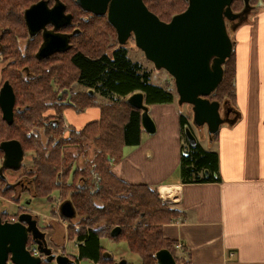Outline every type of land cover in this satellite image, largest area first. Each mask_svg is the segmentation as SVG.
<instances>
[{
    "label": "trees",
    "instance_id": "16d2710c",
    "mask_svg": "<svg viewBox=\"0 0 264 264\" xmlns=\"http://www.w3.org/2000/svg\"><path fill=\"white\" fill-rule=\"evenodd\" d=\"M34 1L37 0H0V21L6 24L13 18L15 25L19 21L23 26V9ZM64 1L75 5L79 20L88 19L80 17L88 11L75 0ZM187 1L144 0L148 8L165 21L184 11ZM232 1L234 14L242 12L246 6L252 11L260 3L253 5L252 0ZM98 17L104 16L94 15L88 21H82L79 35L73 38L74 44L65 53L59 52L48 60L34 55L39 39L38 35H32L31 56L26 61L31 76L26 79L16 77V83L23 85L16 92V102L23 109L15 114V136L25 143V148L32 150L30 167L36 193L46 197V200L57 192L61 197L71 199L77 212L78 228L69 227L68 232L69 239L81 242L79 259L90 260L94 264H111L112 253L101 243L103 237H109L111 240L124 239L129 251L139 256V264H157V251L169 249L172 254L177 251L175 242L164 236L162 227L185 218L186 214L180 208L166 204L151 186L131 184L117 177L113 166L122 159L124 147L141 144V135L145 130L141 123L142 110L132 106L128 96L141 91L146 105L172 103L177 90L175 82H153L151 72L144 70L140 62L129 58L123 45L115 47L111 53L104 51L105 32H114L116 36L117 32L106 18H103L104 23L100 22L102 25H97L93 19ZM239 19L231 22L237 25ZM235 25L236 28L242 26ZM232 41L233 52L222 66V81L210 95L220 103L225 99L231 112L233 108L230 105L236 98L235 40L232 38ZM65 54L68 56H63ZM65 61L68 68L63 63ZM68 71L75 73L74 78L79 84L93 90V94L79 89L74 97L68 96L67 100H71L68 105H56L42 86L54 78L62 84L69 81ZM66 106L72 107L76 113H82L88 107H98L100 117L78 128L67 121L63 113ZM48 108H56L59 113L54 124H48V119L43 118L42 113ZM187 120L185 116H180L182 139L186 138ZM86 140L93 143L92 155H88ZM185 141L179 160L181 181L188 184L220 182L218 153L205 149L199 141L195 145L187 139ZM116 226L120 227V231L114 236L112 229ZM181 248L179 258L187 262L183 264H197L190 260L185 247ZM153 260L156 262L153 263Z\"/></svg>",
    "mask_w": 264,
    "mask_h": 264
},
{
    "label": "crops",
    "instance_id": "0c3cea01",
    "mask_svg": "<svg viewBox=\"0 0 264 264\" xmlns=\"http://www.w3.org/2000/svg\"><path fill=\"white\" fill-rule=\"evenodd\" d=\"M253 13L233 37L236 98L230 119L236 121L223 123L216 137L203 138L211 144L204 148L219 155L222 180L181 181L184 139L173 103L148 105L156 124L154 135H143L144 130L141 144L124 147L122 159L113 166L117 177L151 186L185 212V218L162 228L164 236L175 247H185L197 264H264V7ZM99 110H69L67 118L81 128L98 119ZM176 249L179 254L183 248Z\"/></svg>",
    "mask_w": 264,
    "mask_h": 264
},
{
    "label": "water",
    "instance_id": "95a60500",
    "mask_svg": "<svg viewBox=\"0 0 264 264\" xmlns=\"http://www.w3.org/2000/svg\"><path fill=\"white\" fill-rule=\"evenodd\" d=\"M80 7L97 15H107L109 22L117 32L119 44H126L134 33L135 44L144 52V57L150 60L157 70H166L173 78L177 90L179 104H190L197 127L205 126L209 136L216 134L220 126L230 119L231 108L227 102L222 104L209 97L217 88L224 76L223 65L231 57L234 41L229 34L227 20L245 16L248 18V6L239 13L232 11V0H188L187 8L172 16L170 21H164L151 11L144 0H76ZM64 5L56 3L52 9L47 8V1L41 0L25 11L26 22L31 35L38 33L48 22L59 27L60 20L65 17ZM236 26V25H235ZM45 42L38 52L39 58L48 57L55 51L67 49L68 40L65 36L44 33ZM12 87L6 83L2 87L0 105L4 118L9 123L13 121V106L15 94ZM92 92V91H91ZM141 91L129 95L128 102L142 110L141 123L148 133L156 131L148 105ZM221 106L224 108L222 115ZM190 144L197 143V137L191 128L186 134ZM0 148L5 150L4 167L17 168L22 160V147L19 141H4ZM59 212L63 219L72 220L77 212L72 201L64 200L59 204ZM5 213V212H3ZM38 216L22 213L15 222L2 219L0 213V264H6L7 259L14 264H41L40 256H34L27 249L29 234L37 243L39 250L47 258L46 262L56 260L57 264H75L68 255H56L46 246L44 234L37 227ZM120 227L112 229V235L119 233ZM157 264H177L174 254L169 249H161L155 253ZM118 264H128L123 258Z\"/></svg>",
    "mask_w": 264,
    "mask_h": 264
},
{
    "label": "flooded vegetation",
    "instance_id": "af4514ba",
    "mask_svg": "<svg viewBox=\"0 0 264 264\" xmlns=\"http://www.w3.org/2000/svg\"><path fill=\"white\" fill-rule=\"evenodd\" d=\"M39 1L41 0L34 1L33 3H31L30 5H28L27 7L23 9V20H24L23 26H22V23H20L19 21H17V25H15V23H13V18H10V20L6 22V24L3 23V21H0V95L2 91L1 88L4 87L6 83H8L12 87L11 89L13 90L15 94V100H14V106H13L14 114H13L12 123H9L8 120L4 118V115H3L4 112L0 105V144L4 141H11V140L19 141L22 147V151H23L20 166H18L17 168H13V167L3 168L4 159H5V155H4L5 150L0 148V193L3 192L2 197H5V196L7 197V195H9L10 198L8 199L11 203L17 204L18 207H21V205H24L23 208L27 209L26 211H22L21 213H19V209H18V212L14 210L16 213L14 214L12 213V215L15 216V219L14 221H9V222L17 221V219H19V216L22 213H30L32 215L38 216L36 218L37 220L36 224L39 229V232L44 234L46 246L52 247V245L50 244L53 241V236L49 232H47L48 230L46 228L40 225V220H39L41 216L40 212L36 211L35 208L33 209L32 207H30L32 205V202L35 201L36 199L46 200V197H41L40 195H38V193H36L35 180H34L35 178H34L32 168L30 167L32 159L29 157L28 150L25 148V143H23L19 137L15 136V128H14L15 127L14 122L16 120L15 114L18 112H21L23 109V107L19 103L17 104L16 102L17 100L16 92L18 89L23 87V85L16 83L17 82L16 77L21 76L22 79H26V77L30 78L31 76L30 75L31 72L27 64L28 62L26 61L29 60V57L31 56L30 47H32V42H31L32 35L30 32L29 25L26 22L25 11L27 10V8H30L33 4ZM46 1H47V8H50V9H52V7L55 6L56 3H62L65 8L64 9L65 15L71 16V17L68 21H67L68 18L66 17L60 20L61 25L59 27H55L54 23L48 22L44 25L42 29L38 31V33L33 34V36L38 35L37 37L40 40L39 45L37 47L38 49L36 50V53L34 52V55H36V57H38L37 54L39 52V49L45 42L44 33H53V34H59L63 37L65 36V38H67L68 40L67 49H69L70 45L74 44L73 38L79 35L78 33L79 28H80L79 25L82 23V21H88L90 17L97 15V14H94L88 11V13H85L84 15L80 16L82 18H88V19L79 20L78 14L76 12L77 9L75 5H73L72 3H68V2L66 3L64 0H46ZM75 2L77 3L76 0ZM101 16H104V18L106 19L108 18L106 14L101 15ZM229 22L231 23V21ZM15 26L17 27L16 31H15ZM131 37H134V33L131 34V36L128 38V41ZM64 51H55L52 54H50L48 57H44L42 59L48 60L50 58L56 57V55H58L59 52L65 53ZM49 81H50L49 83L44 84L42 87L49 93V96L53 98L52 99L54 101L53 103H55L56 105H59L62 103H66L68 105L69 101H71V100H67L69 98L68 96L70 95L71 97H74L78 91V90H75L74 88L81 87L80 90L82 92L89 91L90 93H92L91 92L92 90H89L88 88L86 89L85 86L79 84L76 78L74 79V81L69 80L63 84L56 82L55 78L54 80L51 79ZM69 110H73V108L70 106H66L64 108L63 113L65 114L66 118H67V111ZM42 114H43V118L48 119V122H47L48 124L49 123L54 124L53 123L54 120H57L58 119L57 117L59 116L58 115L59 113H57L56 108H48L47 111H44ZM67 121L72 125V123L68 120V118H67ZM44 138H46V136ZM91 145H93L92 142H90L89 140L85 141V147L87 149L88 155H91L90 151L93 150V146ZM56 198L57 199L61 198V195L58 194V192L52 194V196L50 197L51 202L53 199H56ZM64 200H70L71 202V199H69V197L66 196L58 200V203L61 204ZM47 202H50V201L47 200ZM59 204H58V207L55 209H56V213H58L59 215L60 221L61 222L62 221H65V222L75 221L76 219L75 217L72 220H67V219L62 218L59 212ZM1 215H2V219L7 221L6 220L8 219L7 215L5 213H1ZM30 235L31 233L29 234V239H30ZM79 243L81 242L76 241L75 243V245L78 246V250H79ZM28 245L37 246V243L33 240V243L31 244L29 243V240H28L26 246ZM52 252L55 253L56 255L65 254L62 251L60 252L52 251ZM110 255L109 257H111ZM45 257L47 258V256H44L43 258ZM43 258H41L42 261H44ZM69 258L73 259L75 264H81L82 261H85V260L79 259L77 256H74L73 258L69 256ZM85 262L86 264H94L90 260H87ZM119 262H117L116 264H118ZM47 263H57V262L56 260H53L52 262H47ZM128 263L130 262L128 261Z\"/></svg>",
    "mask_w": 264,
    "mask_h": 264
},
{
    "label": "rangeland",
    "instance_id": "374dc122",
    "mask_svg": "<svg viewBox=\"0 0 264 264\" xmlns=\"http://www.w3.org/2000/svg\"><path fill=\"white\" fill-rule=\"evenodd\" d=\"M258 2H260V3H258ZM262 2L264 3V1H262V0H252L251 4L256 5V3H258L259 6L257 8H256V6H254V9L253 10L251 9L252 11H250L248 13L249 14L248 18L245 20V18H244L245 16H242L236 24L237 25L242 24V26H244V25H246V22L252 20L253 19L252 14H254L253 12H255V10H256V12L263 10L264 6H263ZM103 18L98 17V18H94L93 20L96 21L97 25H102V24H100V22H102V23L105 22V20ZM234 25L235 24L233 22L230 23L229 21H227L226 27L228 28V31H229L231 38L236 36V31L238 29V28L234 27ZM248 25H249V23H248ZM103 39L105 42V44L103 45L104 46L103 49H104V51L106 50L108 53H111L115 47L121 46L120 44H118L117 36H116V33H114V32H105V36L103 37ZM39 42H40V40H39ZM39 42L37 43V46L39 45ZM123 46L127 49L128 55L130 56L129 58H131L134 61L140 62L143 65L144 70H149L151 72L153 82H158L160 84H162V83L174 84V82H173L174 78L166 70H164V69L157 70V68H155L154 64L150 60H148L146 57H144L145 54L135 44L134 37H131L129 39V41L126 42V44H123ZM63 56H68V55L65 54ZM63 63L65 64V67L68 68V66H67L68 62L65 61ZM67 73H69V75H70L69 80L74 81L75 73H71V71H68ZM74 89L79 90V89H81V87L74 88ZM92 94H93V90H92ZM174 96H175V101L172 103L175 106V109L178 111V120H176V121L178 122V126L180 128V134H182L181 133L182 130H181V124H180L179 120H180V116L183 115L188 119L187 121H189L188 126H186V128H185V134H186L187 127L191 128V130L193 131V134L196 135L199 143L205 148H210L209 147V146H211L210 142L207 141V139H203L205 135L209 136V134H207L208 131H207L206 125L198 128L196 126L195 122L193 121L194 120V114H193V110L191 108L192 106L190 104H187V103H186V105L185 104H179L177 92H175ZM209 98L211 100H213V98H211V97H209ZM224 101H225V99L221 101L222 106H223ZM221 112L223 115V112H224L223 107L221 108ZM143 135L147 136V135H154V134H152V133L149 134L147 132H144ZM186 139H187V136L184 139L185 144H186V141H185ZM91 146H93V145H91ZM27 150H28L29 157L32 159V157H33L32 150H30V149H27ZM91 155H92V152H91ZM79 163L82 164V161H80ZM2 194H3V192L0 193L1 206L6 208L8 210V213H10L11 215H12V213L13 214L16 213L14 210H16L18 212V209H19V213L27 210V209L23 208L24 205H21V207H18L17 204L11 203L8 199V198H10L9 195H7V197L6 196L2 197L3 196ZM60 199H62V197L58 198V199L57 198L53 199L52 202H54V203H52L51 200H49L50 202H47V200H45V199H36L35 201L32 202V205L30 207H32L33 209L35 208L36 211L40 212V214H41V216L39 218L40 225H42L44 228H46L48 230L47 232H49L53 236V241L50 244V245H52V247H49V248L55 252L62 251L69 256L72 255V257L78 256V246L75 245L76 241L74 239L73 240L69 239L70 236H69V232H68L69 227L78 228V225H77L78 218L76 217L75 221H73V222H69V221L68 222H65V221L61 222L60 221L59 215H58V213H56V209H55L58 207V204H59L58 200H60ZM161 199L164 201L163 198H161ZM164 202L168 205H171V204L167 203V201H164ZM29 243H31V244L33 243V235L32 234L30 235ZM101 243H102L103 247L108 252L112 253L111 256L113 258V261L110 262L111 264H116L117 262H119L123 258L128 259V261L132 264H139L140 263L139 256L134 255L133 253H131L129 251L128 244L125 242L124 239H118V240L112 239L111 240L109 237H103ZM177 253H174L177 263L178 264L187 263L183 259L179 258V254H177ZM156 261H157V259H156ZM156 261L153 260V263H155ZM46 263L47 262L44 260V261H42L41 264H46ZM81 264H86V262L82 261Z\"/></svg>",
    "mask_w": 264,
    "mask_h": 264
},
{
    "label": "built area",
    "instance_id": "2783aa9c",
    "mask_svg": "<svg viewBox=\"0 0 264 264\" xmlns=\"http://www.w3.org/2000/svg\"><path fill=\"white\" fill-rule=\"evenodd\" d=\"M5 212V214L7 215L8 219H6L7 221H14L15 219V216L11 215L10 213H8V210L4 207L1 206V203H0V213H3ZM181 244H177L176 245V248H181ZM27 249L31 252L32 255L34 256H40L41 258H43L44 255L40 250L39 248L36 246V245H28L27 246ZM6 264H14L10 258L7 259V263ZM46 264H57V263H46Z\"/></svg>",
    "mask_w": 264,
    "mask_h": 264
}]
</instances>
